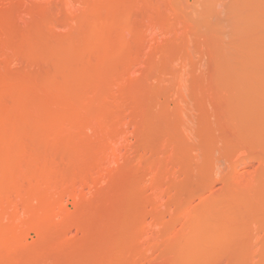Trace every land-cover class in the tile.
<instances>
[{
  "label": "rangeland",
  "instance_id": "obj_1",
  "mask_svg": "<svg viewBox=\"0 0 264 264\" xmlns=\"http://www.w3.org/2000/svg\"><path fill=\"white\" fill-rule=\"evenodd\" d=\"M263 8L0 0V264H264Z\"/></svg>",
  "mask_w": 264,
  "mask_h": 264
},
{
  "label": "bare ground",
  "instance_id": "obj_2",
  "mask_svg": "<svg viewBox=\"0 0 264 264\" xmlns=\"http://www.w3.org/2000/svg\"><path fill=\"white\" fill-rule=\"evenodd\" d=\"M261 1V0H260ZM264 1V0H263ZM259 3V2H258ZM264 9V8H263ZM264 11V10H263ZM264 13V12H263ZM249 14V13H248ZM257 14H259V13H257ZM261 14H262V12H261ZM261 16H264V15H261ZM260 17V16H259ZM250 21V20H249ZM213 220H214V217H213ZM219 224V223H218ZM214 225V224H213ZM212 231V230H211ZM212 234H213V231H212ZM222 234V233H221ZM223 236V234L222 235H220V237H222ZM215 237H216V235H215ZM219 237V236H218Z\"/></svg>",
  "mask_w": 264,
  "mask_h": 264
}]
</instances>
